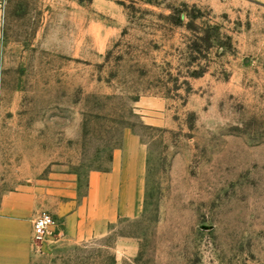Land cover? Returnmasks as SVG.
<instances>
[{
	"label": "rangeland",
	"instance_id": "rangeland-1",
	"mask_svg": "<svg viewBox=\"0 0 264 264\" xmlns=\"http://www.w3.org/2000/svg\"><path fill=\"white\" fill-rule=\"evenodd\" d=\"M126 134L147 150L140 218L34 264H116L119 236L140 244L122 264H264V6L0 0V200L85 192Z\"/></svg>",
	"mask_w": 264,
	"mask_h": 264
},
{
	"label": "crops",
	"instance_id": "crops-1",
	"mask_svg": "<svg viewBox=\"0 0 264 264\" xmlns=\"http://www.w3.org/2000/svg\"><path fill=\"white\" fill-rule=\"evenodd\" d=\"M264 6V0H252ZM147 150L140 139L126 134L116 150L111 167L92 172L86 191L71 179L52 180L43 193L22 189L0 200V264H34V221L48 211L56 221L53 237L45 248L62 244H84L106 239L120 222L134 221L143 213L147 176ZM44 248V249H45ZM138 239L117 237L113 251L116 264L136 257Z\"/></svg>",
	"mask_w": 264,
	"mask_h": 264
},
{
	"label": "built area",
	"instance_id": "built-area-1",
	"mask_svg": "<svg viewBox=\"0 0 264 264\" xmlns=\"http://www.w3.org/2000/svg\"><path fill=\"white\" fill-rule=\"evenodd\" d=\"M56 226L54 216L48 212L41 213L34 221L33 239L37 248H44L53 237V228Z\"/></svg>",
	"mask_w": 264,
	"mask_h": 264
}]
</instances>
